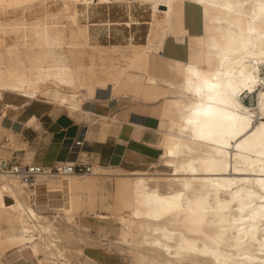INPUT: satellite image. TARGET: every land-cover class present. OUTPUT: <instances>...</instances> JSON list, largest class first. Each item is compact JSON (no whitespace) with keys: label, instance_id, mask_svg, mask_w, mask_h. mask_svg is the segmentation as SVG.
I'll return each instance as SVG.
<instances>
[{"label":"bare ground","instance_id":"6f19581e","mask_svg":"<svg viewBox=\"0 0 264 264\" xmlns=\"http://www.w3.org/2000/svg\"><path fill=\"white\" fill-rule=\"evenodd\" d=\"M44 1L0 0V13ZM59 1L76 15L97 1L169 10L161 32L134 46L124 66L84 64L75 49L88 27L44 22L18 30L13 44L0 36V98L48 99L94 135L107 119L97 112L102 98L136 97L159 119L160 160L173 173L95 165L90 176L39 175L31 186L0 171V256L12 249L31 264H264V89L255 108L242 102L264 86V0ZM187 35L194 48L175 45L189 43ZM5 115L0 147L26 148L1 126ZM40 189L47 207L38 206Z\"/></svg>","mask_w":264,"mask_h":264},{"label":"crops","instance_id":"0c3cea01","mask_svg":"<svg viewBox=\"0 0 264 264\" xmlns=\"http://www.w3.org/2000/svg\"><path fill=\"white\" fill-rule=\"evenodd\" d=\"M97 105L99 115L107 119L102 129L90 135L89 122L71 117L62 108L4 95L0 98V116L4 111L6 115L1 126L14 135L15 144L27 147L19 151L10 145L0 147V159H16L46 170L61 163L120 168L129 173L152 169L149 160L153 155L148 147L159 142V119L144 112L131 98H107ZM156 106L158 103L151 105ZM139 126L145 127L142 133H138ZM6 140L4 136L1 141ZM77 142L81 143L79 148L75 147Z\"/></svg>","mask_w":264,"mask_h":264},{"label":"rangeland","instance_id":"374dc122","mask_svg":"<svg viewBox=\"0 0 264 264\" xmlns=\"http://www.w3.org/2000/svg\"><path fill=\"white\" fill-rule=\"evenodd\" d=\"M178 8L179 6L175 7L176 12ZM168 10L169 8L165 3H159L155 10L154 3L152 2L131 1L99 4L97 1L91 4L89 8L81 5L76 15L74 8L70 12H65L59 0H46L33 6H28L25 10L9 8L1 12L0 24L1 28L6 31V34L0 33V36L3 35L8 44H13L20 36L17 33L18 30L23 31L25 28L31 29L37 23L42 24L44 22L58 24L66 30L71 29L73 26L75 28L88 27V41L75 49L77 54H82L84 64L89 66L93 58L96 64L111 61L116 65L124 66L126 65V58L133 52L132 48L134 46L147 45L149 35H155L161 32L165 12ZM72 18H75V24H73ZM184 22L186 24L187 19ZM176 37L180 39V35ZM186 39L189 43L187 41H180L175 45L194 48L195 40H192L193 38L189 37V35L186 36ZM191 42L193 43L191 44ZM140 50L143 49L141 48ZM261 77L264 79V69L261 70ZM48 86L54 88L52 84ZM263 89L264 86H261L252 96L243 95L242 102L244 105L255 108L257 106L258 94ZM5 95L6 97H19L9 93ZM102 96L99 95V98ZM131 99L138 100L136 97ZM39 100L48 101V99L44 98H39ZM105 100L102 98L101 102ZM54 106L59 107L57 105ZM62 109L67 111L65 108ZM148 149L149 153L151 150L150 155H153L149 163L151 165L155 163L158 167L148 168L146 172L158 177H169L173 173V170L164 166L163 162H161V150L158 145L148 147ZM6 203L11 204L13 201L6 198ZM47 203L48 196L45 194V189H40L38 206L47 207ZM50 212L54 214V211ZM99 212L108 214L107 211L101 210L100 208ZM62 225L61 228L65 230L66 225ZM89 234L92 238L97 236L95 232H90ZM15 252L16 250L9 249L2 253L0 256V264H31V259L22 260Z\"/></svg>","mask_w":264,"mask_h":264},{"label":"built area","instance_id":"2783aa9c","mask_svg":"<svg viewBox=\"0 0 264 264\" xmlns=\"http://www.w3.org/2000/svg\"><path fill=\"white\" fill-rule=\"evenodd\" d=\"M252 96V95H251ZM81 146L80 142L75 144L76 148ZM0 171L9 176L18 178L25 185H33L39 175H56V176H90L94 173V167L89 164L61 163L50 171L40 166L25 164L16 159L4 160L0 159Z\"/></svg>","mask_w":264,"mask_h":264}]
</instances>
